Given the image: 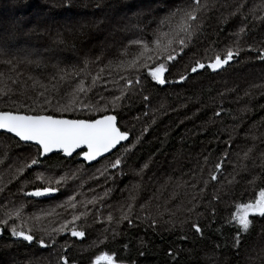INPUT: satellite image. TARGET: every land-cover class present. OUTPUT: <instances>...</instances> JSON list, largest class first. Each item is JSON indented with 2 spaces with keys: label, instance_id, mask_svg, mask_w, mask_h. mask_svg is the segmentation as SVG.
<instances>
[{
  "label": "trees",
  "instance_id": "obj_1",
  "mask_svg": "<svg viewBox=\"0 0 264 264\" xmlns=\"http://www.w3.org/2000/svg\"><path fill=\"white\" fill-rule=\"evenodd\" d=\"M177 2L180 4L183 0H0V51L10 53L0 55V90L6 93L0 95V110L23 112L21 102H24L36 110L44 107V114L54 117L89 119L113 114L117 116L118 126L129 133V140L111 155L86 165L77 159L79 154L70 159L60 154L40 159L36 146L0 132L3 142L0 162L10 159V166L0 164V172L5 176L13 173L14 176L7 179L14 181L18 170L15 173L12 168L15 162L12 158L18 157V151L32 147L36 149V164L48 172L62 173L70 160L83 167H95L134 142L135 147L125 152L122 162L127 176L119 177L116 168L108 186L113 188L114 198L122 203L128 200L130 186L140 181L137 192L142 193L144 203L142 211L112 227V221L93 220L96 205L76 210L78 213L88 210L87 222L79 221L78 227L96 239L82 245L81 250L66 247V237L42 247L35 242L36 237L33 242L12 237L0 223V264H43L40 257L50 252L57 254L55 264H65V261L91 264L100 252L112 255L116 264H249L246 257L251 245L259 236H264V217L252 216L250 229L237 237L238 225L232 221L231 213L236 204L253 201L255 193L264 187V157L261 155L264 153V59L259 58L264 49V0H211L208 10L200 16L194 44L182 51L176 44L179 52L172 61L161 55L159 60L147 61V68L126 69L125 63L142 48L132 41L140 40L150 48L158 47L152 42L159 37L160 44H167L163 34L173 33L176 20L163 24L161 21L175 10ZM241 27L245 31L237 41L233 34ZM128 43L133 45L132 50ZM228 47L234 52L239 47L238 62L246 61L248 68L228 82L231 87L227 95H222L217 75L231 71L234 57L216 71L185 72L193 60L200 59L207 65L210 58L223 55ZM173 48L174 44L168 51ZM157 63H164L166 69H170L165 72L167 82L163 85L154 83L146 74L148 68ZM181 74L188 78L178 83ZM93 77H98L95 82ZM127 79L133 83L127 84ZM81 81L89 90L77 97V108L64 111L62 104L67 103L68 96ZM171 83L177 89L172 90ZM45 89L51 99L50 106L43 105V98L40 104H33L20 94L23 90L26 95L35 96L37 91ZM122 91L124 96L114 106L112 98L121 96ZM246 92L248 105L243 113L247 116L242 119L239 117L242 111L237 110L235 101L238 94ZM144 96L149 99L145 101ZM229 120L234 121L233 132L224 131ZM241 122L245 124L243 127L238 126ZM244 128L250 131L248 135L244 134ZM235 134L238 137L233 140ZM233 144H236L234 149ZM201 146L206 147L207 158L212 156L221 165L219 170L213 167L203 175L210 184L201 181L200 189L205 187L204 194L200 192L194 197L186 189L189 187L177 185V190L170 189L169 193L175 192L173 198L180 210L163 212L160 206L166 205L164 202H159L160 206L157 204L152 210V201L147 198L150 193L157 194L155 186L147 180L132 178L129 171L133 173V169L151 160L170 165L169 158L176 159L174 155L190 162L185 154ZM195 161L197 159L192 162ZM185 175L190 177L189 173ZM164 177L175 182L180 178L171 167ZM0 183L6 186V195L8 192L16 195L18 185H8L4 180ZM217 184L230 192L229 198L225 195L221 200L216 198ZM168 190L162 192L163 197L168 195ZM51 195L49 192L45 198L35 199L28 193L25 197L46 201ZM82 203L79 200V204ZM194 222L202 228V234L191 227Z\"/></svg>",
  "mask_w": 264,
  "mask_h": 264
},
{
  "label": "rangeland",
  "instance_id": "obj_2",
  "mask_svg": "<svg viewBox=\"0 0 264 264\" xmlns=\"http://www.w3.org/2000/svg\"><path fill=\"white\" fill-rule=\"evenodd\" d=\"M187 3L188 0H183L180 4L177 2L175 9L178 7H184ZM158 33L159 31L157 34ZM246 36H248V34ZM128 44L131 45L130 47L132 50L133 45L131 43ZM174 48L176 49V53L179 52L176 44H174ZM238 58L239 53L234 55L232 63L235 64L231 65L233 66L231 67V71L228 70L223 74L217 75V78L220 79L222 86V93H224L222 95H227L226 91L231 87L230 85L228 86V82L231 79L240 76L241 72L245 68H248L246 67V61L240 63L238 62ZM213 73L216 74V72ZM146 74L148 75V70ZM240 81L241 80H237V83H241ZM177 82L182 83V81ZM170 88L172 90L177 89L174 83H171ZM247 97L248 92L242 95L238 94V100L235 101L237 110L240 108V111H242L239 113V117L242 119L247 116V114L243 113L245 109L244 107L248 105L246 102ZM220 102L223 103L224 100L221 99ZM233 124L234 121L229 120V124H226L227 128L225 126L224 131L233 132ZM243 125H245L244 122H241L238 126L243 127ZM263 127L264 124L262 125V128ZM237 130L239 131V129ZM243 132L245 135H248L250 131L246 132L244 128ZM235 137H238L237 134L233 135L232 139L234 140ZM1 145H3V142L0 139V146ZM130 146L134 148L135 143L132 142L128 144L113 157L103 159V161L95 167H83L79 165L77 161L70 160V162L63 167L62 173L61 171L59 173L48 172V170L43 169L42 166L40 167L38 164H32V160L34 158L36 159V149L34 147L26 150H20L21 152L18 151V153H16L18 157L12 158V160L15 161L12 164V168L15 169V173L16 170H18L17 177L13 179L14 181H12V179H7L8 177L12 178L14 176L13 173L5 176L0 172V180L6 181L8 185H18L16 195H11L10 192L6 195V186H4L3 183H0V195L2 196L0 199V220L7 221L6 225L3 224L7 230L13 226L18 229L23 228L25 232L31 234L33 237H36L37 240H43L44 246L42 247H47L48 245L55 243L57 240H62L66 237L68 239V244H64L66 247L71 246L74 250H81L82 245L96 239H94L90 234L87 236L84 230L83 232L85 235L83 237L77 238L71 235V231L73 230L81 231L78 227L79 221L87 222L88 219L85 218V216L89 214L88 210H85L83 213H78L76 210L86 209L85 206L88 205H90V208L91 206L96 205V211L93 213V220H95V222H102L101 219L109 220L108 222L112 221L110 225V227H112L116 224H120L126 218H129L136 212H140L144 209V203L142 202L143 195L141 192H137V189L139 188L138 183L140 181H138V183H133L130 186L131 190L128 194V200L122 203L118 201V199L114 198V191H112L113 188L108 186V183L112 180L114 175L113 170L116 168L119 169V177L127 176L126 168L122 167V162L125 160L124 150ZM234 148H236V144L232 145V149ZM205 151L206 147L201 146L198 149L196 148V151L189 152L191 155L189 153H187V155L185 154V157L189 158L190 162L184 161L180 155H174L176 159L169 158L168 163H170V165L162 163L161 160H151L146 161L145 164L140 165L137 169H133V173L129 171L132 178L141 179L143 182L147 180L150 182L152 187L155 186L154 188L157 190V194L150 193L151 197L148 195L147 198L149 201H152V210H154L155 205L157 206L159 202H164L166 203L164 206H160L158 204L163 212H178L180 210L179 205L175 201L176 198H173L175 192L169 193L170 189L177 190V185H186V187H189L185 188L188 189L194 197L195 194L200 195V192L204 194L203 190H205V187L202 190L200 189L202 188L201 181H203L206 185L210 184L207 183V180L203 175L206 172L208 174L210 169L215 167V165L219 162L218 159L212 158L210 155V158H207ZM117 158H119L121 162L116 167H112L111 165L115 163ZM196 159L197 161L192 162ZM167 160L168 158L166 159V162ZM176 162L178 164H175ZM1 163L5 166H10V159H3L0 164ZM31 165L34 166L29 168ZM170 167L175 175L180 177L178 180L180 183L175 182L174 180L169 181L164 177V174L169 171ZM187 173L190 174L189 178L185 175ZM38 175H42L43 179H37ZM217 185L218 186L214 188L216 198L221 200L224 195L229 198L230 192L220 189V185ZM39 187H54L57 190L55 192H50L52 195L49 196L50 198L46 201H33L25 197L31 191L37 190L34 188ZM166 190H168V195L163 197L162 192H165ZM79 200L83 203L79 204ZM66 202H68L69 205H67ZM90 211H92V209H90ZM251 217L252 216H250L249 219ZM61 228L64 230L60 231ZM263 255L264 236H259L258 239L251 245V249L246 257V260L249 264H264ZM40 259H43V264H55L57 254L56 252H50L45 254L43 257H40Z\"/></svg>",
  "mask_w": 264,
  "mask_h": 264
},
{
  "label": "snow or ice",
  "instance_id": "obj_3",
  "mask_svg": "<svg viewBox=\"0 0 264 264\" xmlns=\"http://www.w3.org/2000/svg\"><path fill=\"white\" fill-rule=\"evenodd\" d=\"M211 0H188V3L184 7H178L175 10L169 12V14L161 21L163 24L165 21L171 22L176 20L173 33L163 34L167 37V44L160 45L159 37L152 43L158 47H149L147 43L140 40L132 41L134 44H141L142 48L140 52L134 56L131 60L125 63L126 69H131L138 71L140 67L147 68V61L156 59L159 60L161 55L167 61L174 60L176 49L173 48L168 51L169 46L172 44H177L182 51L185 47H190L195 42L196 33L199 32L200 16L203 12H206L210 7ZM234 14V13H233ZM245 29L241 27L233 35L238 41L240 34L244 33ZM235 42V41H234ZM159 48V51H158ZM207 53V50H205ZM152 53L153 55L146 56L145 53ZM239 47L236 48L234 52L231 47H228L223 55L216 54L213 58L209 59L207 65H205L200 59L193 60L189 65L186 66L185 72H191L193 74H198V70L201 69H211L216 71L221 69L222 66L227 65L234 57L238 54ZM0 55H10L6 51H0ZM260 59H264V49H261L259 54ZM6 63H11V61H6ZM166 65L164 63L154 64L152 67L148 68V76L156 84L163 85L167 82L165 76ZM98 77H93V82ZM188 77L185 74L179 76L180 81L186 80ZM16 83V81H13ZM127 84H132L131 79L126 80ZM139 84V80L136 81ZM36 82H33V87L35 88ZM21 85V89H23ZM89 89H86L83 81L73 89L72 93L68 96L66 104H62L64 111L73 110L78 107L79 101L77 97L80 94H84ZM125 89L124 91H126ZM9 91H11L9 89ZM46 89L44 92L37 91L35 96L26 95L22 90L21 95H25L27 100H31L33 104H40L41 98H43V105L50 106L51 99L49 95H46ZM124 91L121 92V96H114L112 98V103L114 106L118 104L121 98L124 96ZM3 90H0V95H5ZM143 99L147 101L148 96H144ZM61 104V101H58ZM21 107L25 108V111L21 112L19 109L16 112L0 110V130L6 133H11L15 137L19 138L20 141L32 142L37 147V152L39 156H45L48 153H52L53 150H59L64 153L65 156H70L73 154L74 150L80 149L84 160L91 161L96 157L100 156L102 153H107L110 150L116 148L122 141L129 138V133L122 130L118 126V120L116 115L108 114L102 115L99 118H89V119H64L56 118L52 115L44 114L45 108L40 107L36 110L32 106L21 102ZM147 131V129H145ZM139 140V138H137ZM84 146L87 151H83ZM132 146L126 148L124 151H130ZM264 157V153L261 154ZM247 156V153H245ZM38 161L34 158L32 164H36ZM120 159L117 158L115 163L111 166L116 167L120 163ZM215 168L219 170L221 165L217 163ZM37 179H43L42 175H38ZM212 179L215 180V174L212 175ZM57 189L54 187H45L43 190L37 189L36 191L30 193L33 196H41L49 192H55ZM215 199V197H214ZM236 211L231 213L232 221L238 225L237 237L241 233L247 232L252 221L249 219L250 216L264 217V187H262L257 193L253 201L248 203H238L236 204ZM0 223L7 224V221H0ZM229 223V221H226ZM191 227L195 230L197 234H202V228L197 224L193 223ZM64 229L61 228L60 231ZM12 237L22 238L24 241L33 242L34 237L25 232L23 228H17L15 226L8 229ZM73 237H83L85 233L83 231H71ZM36 243L44 246L43 240H37ZM102 242V241H101ZM143 255V253H141ZM61 260L64 257L61 256ZM116 264L112 255L106 252H100L99 255L95 256V259L91 261V264ZM67 264V261H65Z\"/></svg>",
  "mask_w": 264,
  "mask_h": 264
},
{
  "label": "water",
  "instance_id": "obj_4",
  "mask_svg": "<svg viewBox=\"0 0 264 264\" xmlns=\"http://www.w3.org/2000/svg\"><path fill=\"white\" fill-rule=\"evenodd\" d=\"M224 66H225V65H224ZM106 115H108V114H106ZM112 115H113V114H112ZM56 118L71 119V118H65V117H56ZM97 118H99V117H97ZM0 132H2V133H6V132H4L3 130H0ZM6 134H9V135H12L13 137H15V136H14L13 134H11V133H6ZM15 138L19 140V138H17V137H15ZM128 140H129V138H128L127 140H125V141H122V142L120 143V145L125 144ZM19 141H20V140H19ZM20 142H22V143H26V144H32V145H34L32 142H24V141H20ZM120 145H118L116 148L110 150V151L107 152V153H102L100 156L96 157L95 159H93V160H91V161H86V160H84L83 155H82L80 149H76V150H74L73 154L70 155V156H65L63 152L54 149L52 153H48V154H46L45 156H40V159H43L44 157H47V156H50V155H53V154H60L62 157H65V158H72L73 156L79 154L78 157H77V159H78L79 161H83L86 165H91V164H94V163L98 162V161L101 160L102 158L111 155V154H112V153H113V152H114V151H115ZM34 146H35V145H34ZM81 147L83 148V151H87V148H86V147H84V146H81ZM41 190H43V189H41ZM34 191H36V190H33V191H31L30 193H32V192H34ZM30 193H29V196L32 197V198H35V199L45 198L46 196L49 195V193H46V194H44V195H41V196L37 197V196L30 195ZM1 235H2V230L0 229V237H1Z\"/></svg>",
  "mask_w": 264,
  "mask_h": 264
}]
</instances>
